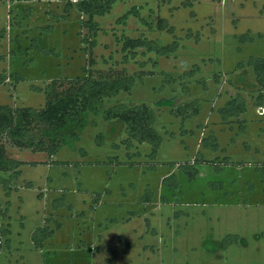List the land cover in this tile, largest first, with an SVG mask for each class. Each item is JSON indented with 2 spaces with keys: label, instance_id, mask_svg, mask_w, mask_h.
I'll list each match as a JSON object with an SVG mask.
<instances>
[{
  "label": "rangeland",
  "instance_id": "rangeland-1",
  "mask_svg": "<svg viewBox=\"0 0 264 264\" xmlns=\"http://www.w3.org/2000/svg\"><path fill=\"white\" fill-rule=\"evenodd\" d=\"M67 1L0 0V71L23 75L0 84V103L41 106L44 93L31 84L83 75L82 67L93 76L121 70L135 75L132 88L102 106L146 102L161 139L154 152L149 141L127 145L124 123L100 110L52 155L7 144L24 162L9 195L0 185V201H9L0 226L10 229L0 264H264V89L246 62L264 56V0H114L93 16L91 52L87 15L65 10ZM133 5L139 15L118 20ZM159 17L173 32L157 28ZM124 34L176 39L177 48L160 55L139 46L125 59ZM236 90L245 109L223 119L219 107ZM165 98L175 106L194 99L192 112L175 114L158 102ZM168 172L174 189L161 182ZM45 219L53 235L36 247L31 231ZM227 233L237 238L224 246Z\"/></svg>",
  "mask_w": 264,
  "mask_h": 264
},
{
  "label": "trees",
  "instance_id": "trees-1",
  "mask_svg": "<svg viewBox=\"0 0 264 264\" xmlns=\"http://www.w3.org/2000/svg\"><path fill=\"white\" fill-rule=\"evenodd\" d=\"M113 2L114 0H68L64 6L65 10H69L74 6L78 11L87 15L85 19H82V24L88 27L92 36L83 37L84 40L89 42V52L96 44L95 36L98 29L97 21L93 16L107 12ZM131 12L139 15L138 7L133 5L121 14L118 20H124L126 15ZM141 19L143 23L147 22L146 19L142 17ZM156 26L169 32L174 30V26L165 17H159ZM2 36H4L3 29L0 30V37ZM122 37L121 49L124 52L125 59L134 57L136 48L139 46L146 51H154L160 55H167L177 48L176 39L161 44L155 39L144 35L131 37L124 34ZM2 58L3 56L0 54V59ZM246 62L253 65L254 79L259 84V88L264 89V56H252ZM194 67H198V64H193L191 69L184 71L180 76H190ZM82 70L86 71L83 75L59 79L52 78L43 86L31 84L32 88L44 93L45 99L41 106H14L8 103H0V170L5 172V174H0V185L5 195H9L15 180L21 172L20 165L24 162L7 154V144L19 148H28L31 151H45L52 155L61 145H71L75 139L79 138V132L87 121L86 115L89 111L97 112L101 110L104 119H115L123 122L126 132L124 141L127 142V145L132 140L149 141L152 143V152L155 151L161 138L158 131L153 127L155 116L149 104L146 102L127 104L123 101H117L110 106H102L104 98L116 95L121 90L129 91L134 84L135 75L120 70L114 75L99 73L97 76H93L86 67H82ZM214 76L218 79L219 75L214 73ZM22 77L23 75L18 71L6 72L2 70L0 71V84L6 80L15 83ZM193 101L194 99H191L178 106H175L174 100L169 98L158 102L173 105L175 114L181 112L185 114L187 106H191ZM244 109L245 99L240 90H236L231 94L224 104L219 107L223 119L236 116ZM190 113L187 112L185 116L187 117ZM34 129H37L38 133H33ZM204 139L205 137H202L201 141L204 142ZM208 144L212 145L213 142ZM195 159L197 160L196 157ZM178 165H182L190 176L197 173V168L194 167L192 162H183ZM161 182L171 189L178 185L177 177L173 172L164 175ZM26 184L29 185L30 183L27 182ZM147 198L145 196V199ZM98 200L99 196L95 194L93 202ZM8 203V200L5 201V204L0 201V219L7 213ZM9 231L8 226H0V238L3 236L7 244L9 242L7 237ZM52 235L53 229L47 219L42 224L36 225L31 231V239L36 247H42L44 241ZM236 238L235 234L227 233L222 237V243L225 246Z\"/></svg>",
  "mask_w": 264,
  "mask_h": 264
},
{
  "label": "crops",
  "instance_id": "crops-1",
  "mask_svg": "<svg viewBox=\"0 0 264 264\" xmlns=\"http://www.w3.org/2000/svg\"><path fill=\"white\" fill-rule=\"evenodd\" d=\"M45 241H46V240H45ZM45 241H44V242H45Z\"/></svg>",
  "mask_w": 264,
  "mask_h": 264
}]
</instances>
